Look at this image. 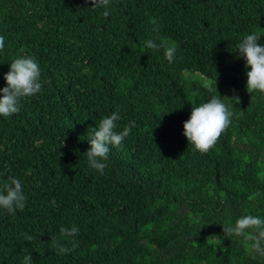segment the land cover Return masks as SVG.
Returning a JSON list of instances; mask_svg holds the SVG:
<instances>
[{
  "label": "trees",
  "instance_id": "trees-1",
  "mask_svg": "<svg viewBox=\"0 0 264 264\" xmlns=\"http://www.w3.org/2000/svg\"><path fill=\"white\" fill-rule=\"evenodd\" d=\"M0 264H264V0H0Z\"/></svg>",
  "mask_w": 264,
  "mask_h": 264
}]
</instances>
